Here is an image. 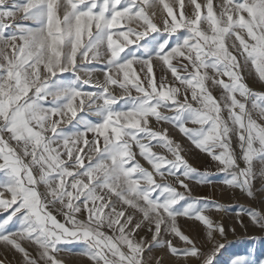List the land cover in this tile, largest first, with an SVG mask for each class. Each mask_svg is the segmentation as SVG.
Returning <instances> with one entry per match:
<instances>
[{"label": "snow or ice", "instance_id": "obj_1", "mask_svg": "<svg viewBox=\"0 0 264 264\" xmlns=\"http://www.w3.org/2000/svg\"><path fill=\"white\" fill-rule=\"evenodd\" d=\"M246 77L264 88V0H0L3 251L17 264H64L63 244L83 245L91 264H163L154 250L177 264H216L226 230L210 213L222 205L191 195L186 180L207 184L210 174L163 125L254 200L264 90ZM236 215L264 229V209ZM181 217L201 225L205 245Z\"/></svg>", "mask_w": 264, "mask_h": 264}, {"label": "crops", "instance_id": "obj_2", "mask_svg": "<svg viewBox=\"0 0 264 264\" xmlns=\"http://www.w3.org/2000/svg\"><path fill=\"white\" fill-rule=\"evenodd\" d=\"M89 67H92L93 69L96 70L93 74V78L101 77L103 80V75L100 72V69L103 67L102 63L94 62L93 64L89 65ZM246 79L249 85L253 87L255 90L258 91L264 90V88H261L260 83L256 81L253 77H246ZM86 89L89 91L92 90L91 87H87ZM213 95L219 98L220 91L217 89H213ZM163 126L169 129V134L171 137L182 143L184 148L183 154L185 155V158L189 161V163L192 164V166L200 169L202 172L208 171L210 174L209 179L211 180V183L200 184L196 179L186 180V183L189 184V187L191 189V195L193 197H205V198L211 197L212 199L216 200L214 204L221 205V203L223 204L225 200L228 199L229 195L232 196V194L234 195V193H236L238 189L233 190L231 188L226 187L222 183L223 176L218 175L216 173V170L218 168L217 162L212 161L208 155H206L203 152H200L199 150L191 146V144L186 140V138L182 137V134H180L178 130H176L174 127L168 124H165ZM154 127H156L155 123H154ZM233 147H236L235 142L233 143ZM154 150L157 152L163 151L159 147H156ZM133 151L136 152V159L140 162V164L144 167L150 168V165L147 163V161L139 155L138 149L134 147ZM254 186L255 188L262 190L261 195H262V199L264 200V184L261 183L259 178H257L254 181ZM180 190L183 191L182 188H180ZM195 190H197V193L195 192ZM214 211L215 209L213 208V210L210 213L212 218L213 215L215 214ZM54 214L56 213L54 212ZM57 218L63 220V217L59 216L58 214H57ZM178 223L181 229L185 232V234L193 238L198 246H203L206 244V236L200 224L193 223L192 221L183 217L179 218ZM140 235L142 236L146 235V230L145 232H141ZM148 239H150V234H148ZM174 244L178 247L182 246V242H180L178 239L174 241ZM60 247L63 249V251L59 254L58 258L62 259L64 264H91V262L87 260V258L80 255L83 245L63 244ZM234 249L235 248H233L228 253L221 256L218 259V261H216V264H230L229 261H231V259L237 254ZM154 256L156 257L163 256V264H177V260L175 257H172L170 254L167 253H161L159 250H154ZM227 258H229V261ZM249 261L251 262V260Z\"/></svg>", "mask_w": 264, "mask_h": 264}, {"label": "rangeland", "instance_id": "obj_3", "mask_svg": "<svg viewBox=\"0 0 264 264\" xmlns=\"http://www.w3.org/2000/svg\"><path fill=\"white\" fill-rule=\"evenodd\" d=\"M203 2V0H201ZM215 3V0H214ZM190 11V9H188ZM157 70V75L159 76L160 70ZM62 79L70 80L72 75L70 73L63 74ZM94 80L102 81L101 77H95ZM170 79V76H169ZM89 86H85L86 88ZM92 90H94L92 88ZM257 196L254 200L248 198L245 194L241 193L239 190L228 196V199L222 205V209L214 211L213 219L223 224L226 230V239L220 242L225 243L226 247L218 254L217 260L228 253L230 250L235 248L236 255L231 259V261L236 256H245L248 260H251L252 264H258L260 260H264V229H261L258 225H254L250 222V218L247 216L243 217L244 225L246 227L240 226L237 222V211L240 206L244 207H254L257 210L264 209V200L262 199L261 189L255 188ZM197 193V190H195ZM195 193V194H196ZM209 201H214L215 199L207 198ZM235 228L233 232L231 229ZM229 256V255H228ZM229 261V258H227ZM0 260H4L5 264H17L19 260L18 256L13 253H5L2 246H0ZM231 261L229 263L231 264ZM228 263V262H227Z\"/></svg>", "mask_w": 264, "mask_h": 264}]
</instances>
